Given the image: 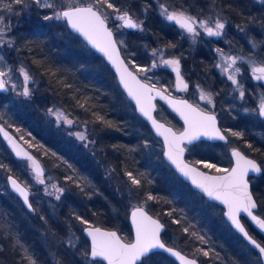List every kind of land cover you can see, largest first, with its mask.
Segmentation results:
<instances>
[{
    "label": "trees",
    "instance_id": "16d2710c",
    "mask_svg": "<svg viewBox=\"0 0 264 264\" xmlns=\"http://www.w3.org/2000/svg\"><path fill=\"white\" fill-rule=\"evenodd\" d=\"M50 2L56 5V10L40 8L31 0H26V4L0 0V17L6 26L4 35L12 40L11 46H5L0 52L4 58L0 60L4 66L0 71L5 72L6 67L9 72L12 70L22 76L20 68L27 69L39 81L35 98L44 97L49 105L57 101L73 120V128L86 135L83 142L86 148L46 130L32 109L34 105L18 101L7 91L0 93V123L20 138L22 130H25L35 142H39L45 152L43 159L62 180L65 189L57 205L51 206L42 195L38 197L33 186L34 195L30 202L34 211L29 210L11 192L7 182V175L14 174L31 184L27 169H22L21 160L13 156L0 137V264H28L25 249L37 264H89L90 242L83 233L87 225L76 217H83L88 225L115 228L130 241L133 231L129 214L140 205L166 225L162 238L168 245L198 258L200 264H243L237 250L244 240L224 219L223 208L218 205L222 208L221 213L211 215L201 205L202 195L164 160L162 142L136 113L111 67L70 31L66 21L44 20L43 17L52 15L54 10L61 11L69 2L95 5L107 15L118 42L123 41L120 47L130 66L143 79L162 85L167 92L173 93V75L169 70L160 69L163 74H157L159 79L139 71L148 64L149 49L164 48L175 55L190 84H199L202 77L212 81L213 88L222 85L215 67L212 40L209 45H204L207 47L189 48L192 45L188 37L182 36L175 26L164 20L161 4L168 10H182L192 15L200 13L202 17L207 13L217 15L229 22L232 32L241 28L244 32L247 30L244 52H249L253 46L249 39L260 43L264 37V4L255 0H109L114 8L127 11L143 22L142 29H126L127 33L121 35L117 30V13L106 4L97 0ZM201 15L198 17L202 18ZM261 49L264 54V48ZM261 60L264 62V55ZM185 94L194 102L197 100L194 94L187 91ZM226 102L229 101H221L222 105L228 106ZM158 105L156 114L159 118L182 128L181 121L165 104L158 101ZM212 111L217 113L218 109ZM228 114L227 119L219 116L220 125L229 138L228 143L199 142L189 148L187 158L194 163L206 160L217 168L227 169L231 159L225 156L224 148L238 140L236 146L262 165L264 186V124L244 118L235 109ZM97 115L113 126L108 127L98 121ZM232 132L241 135L233 136ZM31 150L40 155L34 147ZM207 170L218 172L215 168ZM127 172L140 180L138 186L131 183ZM259 192L264 198V187ZM149 195L154 199L149 200ZM47 236L48 242L52 239V246L48 247ZM236 236L240 240L234 243L233 237ZM198 237H203V241ZM205 251L207 256L203 254ZM140 264L177 262L156 251Z\"/></svg>",
    "mask_w": 264,
    "mask_h": 264
},
{
    "label": "snow or ice",
    "instance_id": "6c2138e0",
    "mask_svg": "<svg viewBox=\"0 0 264 264\" xmlns=\"http://www.w3.org/2000/svg\"><path fill=\"white\" fill-rule=\"evenodd\" d=\"M97 2L106 4L107 8L116 11V19L122 22L118 27L142 29V21L138 22L127 11L121 12L120 9L114 8V5L109 2V0H97ZM14 3L26 4V0H14ZM31 3L40 8H56V5L50 2V0H31ZM160 7L161 14L164 15L167 20L174 21L180 26V28L193 36L199 34L197 32V26L202 28L208 36L216 37L221 36L225 28V22L220 18H216L214 27H210L207 20H198L197 17L187 14L185 11H169L168 8L162 4ZM8 8L11 10V5H9ZM107 18V15L102 13L100 9H97L93 4H89L87 7H80L71 2L66 6V10L53 11L52 15H45L43 17L44 20H66L73 30L81 33L93 47L104 53L108 60L116 67V70L120 75L121 83L124 85L125 89H127L128 95L135 100L139 112L151 121L157 133L164 137L165 143L168 147L166 155L169 161L175 165L181 175L191 179L192 183L209 198L219 200L227 206V212L224 213L225 216H227L231 224L250 242V244L259 250L260 256L264 258V246H261L260 243L249 235L239 219L241 213L246 214L253 222H255L260 230L264 231V218L253 213L257 204L249 191L248 181L245 179L250 171L256 173L261 172V167L255 160L249 159L236 148H233L231 153L236 159V164L230 171L228 169L217 168L214 163L206 160L195 161V164H202L204 168H215L218 172H226L227 175L224 176H209L207 173L200 171L197 167L190 166L186 163L183 159L186 149L181 146L184 142H187L188 145H192L202 136L208 137L209 139H226V137L220 133V130L216 128L215 116L205 115L203 112L197 111L196 108H193V106L186 101H179L178 105L170 101V103H173L175 110L183 117L187 127L183 133L176 135L170 128H165L163 124L159 123L152 115L154 109V105L151 104L152 99H154L152 93L155 92V95L161 96V98L164 97L160 91L155 89L154 85L150 86L146 83H142L124 65V62L119 57V52L116 47L117 43L123 44V41L117 42L113 39L112 31L106 27L105 22ZM241 31H243V28H241ZM4 43H8L9 46H11L12 41H5L3 29H0V45ZM172 47H174V45H172ZM253 47H255L254 43ZM216 51L219 54L221 61L220 63H217L216 67L220 68L221 74H226L227 79L234 85L238 84L236 75L241 72V68L236 66L237 61L245 60V57L228 55L222 49H216ZM153 55H156V50L153 51ZM3 59L4 58L0 56V60ZM161 63L170 66L173 71H175L179 84H182L183 88L187 89L188 85L183 82L181 77L179 59H161ZM152 67H157V64L154 62ZM145 70L146 69L143 68L139 69L141 72ZM252 71L254 75L259 73V75H255L256 79H264V67H253ZM20 72L23 74L25 85H27L31 79L29 73L23 67L20 68ZM6 75L7 74L4 71H0V77ZM130 81L135 87L130 85ZM5 85L6 81L0 79V89H5ZM20 94L28 97L31 94L30 89L25 86L23 92ZM240 96L241 98L244 96L242 87L240 90ZM201 99H206L208 103L212 102L211 94H205L202 92ZM49 112L54 114L58 121L63 119L65 123H72V121L68 120L66 116L59 112V110L53 113V110L49 109ZM259 115L264 116V99H262L259 106ZM96 119L108 127L113 126L110 121H105L104 118L99 115L96 116ZM0 131H2V129H0ZM4 135L11 143V137H9L6 132ZM74 135H76L77 139L81 141L87 139L86 135L81 132H77ZM232 135L239 137L241 134L232 132ZM13 146L15 147L14 144ZM248 147H251V145H248ZM16 154L17 156L22 155L20 151H17ZM53 155H55V153H53ZM23 157L31 162L34 179L37 183L45 185L46 194L50 196L55 195L56 200H59L65 189L56 184H52L51 188L54 191L49 192L44 176V169L39 162L27 153H23ZM69 167H71V165H69ZM126 175L133 185L138 186L140 184V180L131 172H127ZM67 179H71V177H68ZM9 180L12 188L23 198V202L28 209L34 211L32 204L29 202L28 188L22 186L12 177H9ZM148 199L151 200L154 199V197L149 195ZM131 215L132 223L135 226L134 242H122L116 232L102 231L100 228L91 225L84 229L87 236L91 238L90 256L92 258H102L103 260H106L108 264H137V261L145 256L150 250L159 248L164 249L171 255L175 256L181 261V264H196L195 260H189L174 249L166 247L160 239V232L163 225L147 216L142 208H136ZM169 215H171V213H169ZM41 219H43V217H41ZM76 219L82 224H89V222L83 217L77 216ZM176 222L178 223V221ZM185 231H187V229H185ZM193 235H195V233H193ZM198 238L203 241V237ZM25 253V258L27 259L28 264H37L32 256L27 255L26 249ZM85 254L87 255L88 253ZM203 254L207 256L208 252L205 251Z\"/></svg>",
    "mask_w": 264,
    "mask_h": 264
},
{
    "label": "rangeland",
    "instance_id": "374dc122",
    "mask_svg": "<svg viewBox=\"0 0 264 264\" xmlns=\"http://www.w3.org/2000/svg\"><path fill=\"white\" fill-rule=\"evenodd\" d=\"M257 3H261L264 4V0H255ZM77 5V4H74ZM56 10V8H55ZM54 10V11H55ZM59 11V10H58ZM169 11H177V10H169ZM186 12V11H185ZM198 12V11H197ZM187 14L191 15V16H195L197 17L198 20H207L209 23L210 27H214V22L216 18H220L217 15H211L209 13H207L206 15H204V17H202V15L200 13H196L195 15H192L188 12H186ZM211 13V12H210ZM202 18H199L198 16H200ZM117 15V14H116ZM164 20L169 24V25H173L175 26V28H177L179 30V32L182 34V36L184 35L185 37H188V42L192 45L189 48H193V47H198L200 45L204 46V45H209V42L213 39L215 40L214 42V46L212 49V53H214L215 56V67L217 65V63H220V56L217 53L216 49H222L226 54L228 55H232V56H243L245 57V60H238L237 61V65L238 67L241 68V72L239 74L236 75V79L238 81V84L234 85L230 80L227 79V75L221 74V69L216 67V71L219 73V77L221 79L220 84L222 85V87H218L216 86L214 87V84L212 81H208L205 78L200 77L199 79L201 80V82L199 84H195L194 82H192V84L189 83L188 78L185 76L183 80L184 83H186L188 85L186 91L190 92L192 94H194L197 98V100L195 101L199 106L203 107V108H207V110H213V109H218L217 114L218 117L221 116L223 118H229V112L231 113V110H236L239 111L241 115L244 116V118L251 120L254 123H263L264 124V118H262L259 115V106L261 104L262 99H264V79H256L255 75H259V73H256L255 75L253 74L252 68L253 67H264V62L261 60V58L263 57V50L261 49L264 48V37L263 39L260 40V43L256 42V39H249L248 42H252L255 44V47H250V51L249 52H244V35L247 32V30L244 32L241 30H234V32L230 31V27H229V22L224 19V18H220L222 21L225 22V28L223 30V33L221 36L216 37V36H208L204 30L202 28H200L199 26H197V32L199 33L196 36H193L192 34L187 33L184 29L180 28V26L178 24H176L174 21H169L166 19V17L163 15ZM135 20H137L136 18H134ZM2 18L0 17V29H3V32L5 34V28L6 26L4 25V23L2 22ZM60 21H65L63 19H61ZM138 21V20H137ZM139 22V21H138ZM122 22L118 20V26L121 24ZM254 25V24H253ZM255 26V25H254ZM119 31V33H121V35H125L127 33V30L125 27H119V29H117ZM136 30H140V29H136ZM232 35H231V33ZM116 33V32H115ZM262 34H264L262 32ZM261 37V36H260ZM4 39L5 41L11 40L10 38H8L7 36L4 35ZM12 41V40H11ZM217 43V44H216ZM120 44V43H119ZM9 45L8 43H4L2 45H0V52L3 51V48L5 46ZM207 47V46H204ZM156 50V55H153V51ZM149 53V57L148 59V64L146 65L145 71H143V74L146 76H151L155 79H159L157 74H163L161 72H159L160 69H167L169 70L172 75H173V85H172V89H173V93H180L183 91L182 89V84H179L178 80H177V76L175 71H173V69L170 66L164 65L163 63H161V59L167 60V59H172V58H176L177 57L175 55H172L168 50L164 49V48H153V49H149L148 50ZM157 64V67L153 68L152 64L153 63ZM4 67L3 64L0 62V67ZM180 67H182V65H180ZM25 69V68H24ZM5 73L7 74L5 76L6 79V85H7V92H9L11 95L14 96L15 99H17L18 101H22L24 103H26L27 105H34L33 106V110L36 112V115L40 118V120L42 121L44 127L46 128V130H51L54 133H56L59 136H62L64 139H66L68 142H77L80 143L81 146L84 147V141H81L79 139H77L76 135H74L77 132H82L80 130H75L73 128V120L69 119V117L67 116V114L65 113V111L63 110L62 106H60L57 101L53 102L52 105H49L46 101L47 99H45L44 97L39 96L38 99L35 98L34 96V92L36 87L39 86V81L35 80L31 74L28 72L27 69H25L31 79L29 80L28 84L25 85L24 82V77L23 74L21 76V74L19 75V73H13L12 70H6V67L4 68ZM159 72V73H158ZM156 81V80H155ZM15 86V87H13ZM27 86L30 89V96L25 97L23 95H21L20 93L23 92L24 87ZM162 86V85H161ZM163 87V86H162ZM244 91V96L241 98L240 96V90ZM205 93V94H211V103H208V101L206 99H201V93ZM229 101L228 103L226 102L225 104H228V106H224L222 105L221 101ZM32 102V103H31ZM47 104V106H46ZM36 105V106H35ZM49 109L53 110V113L56 112L57 110H59V112H61L64 116L67 117L68 120H71L72 123L68 124L65 123L63 119L61 120H57L56 116L52 113L49 112ZM233 113V112H232ZM73 128V130H72ZM15 134V133H14ZM16 135V134H15ZM21 138L17 137L28 147V148H35L37 150L40 151V155H36L33 151V153L40 158V160L42 161V164L44 166L45 169V180H46V185L48 187V191L52 192L54 191L51 188L52 184H56L59 187L64 188V185L62 184V180H60L58 178V176L55 175V173L49 168V166H47V163L45 162V160L43 159V156L45 155V152L43 147L41 148V146L38 144L39 142H35V140L30 137L27 132L25 130H22L21 132ZM237 139V138H236ZM235 142L232 144H229L227 146H225L224 150L226 151L225 156L230 158V150L237 145L238 140H234ZM79 144V145H80ZM86 148V147H84ZM161 150V148H160ZM22 162V169L26 170L28 172L29 175V179L31 180V184H27L26 182L22 181L29 189H30V199L31 197L34 195L33 191H32V187L34 186L36 188V194H38V197L41 198V195L43 198H46L48 200V203L51 206H56L57 203L60 201L56 200L55 195H47L45 192V185H41L39 183L36 182V180L34 179V173L32 171L31 168V162L29 160H21ZM8 176V175H7ZM65 184V183H64ZM195 196V195H194ZM193 196V197H194ZM198 205H199V201H197ZM201 205L211 213V215L218 214L221 213L222 208L220 206H218V204L216 203H211L209 202L206 198L201 196ZM86 237V236H85ZM47 239V245L48 247L52 244V239L49 240L48 242V238L49 236L45 237ZM87 238V237H86ZM239 237H233V242L235 243L236 241L239 242ZM50 243V244H49ZM46 245V246H47ZM237 255L238 257H240V259H242L243 264H261L260 260H259V256L246 244H244V242H240V250H237ZM244 259V260H243ZM89 264H104L102 261L100 260H89ZM241 264V263H239Z\"/></svg>",
    "mask_w": 264,
    "mask_h": 264
},
{
    "label": "water",
    "instance_id": "95a60500",
    "mask_svg": "<svg viewBox=\"0 0 264 264\" xmlns=\"http://www.w3.org/2000/svg\"><path fill=\"white\" fill-rule=\"evenodd\" d=\"M89 4H77L76 6H80V7H87ZM98 9V8H97ZM62 10H66V8H64V9H62ZM130 14V13H129ZM134 18V17H133ZM66 21V20H65ZM106 27L109 29V30H111L112 31V33H113V39L114 40H116L117 42H118V39H117V36H116V33H115V31H114V29L110 26V23H109V21H108V19L106 20ZM66 24H67V26H68V28L70 29V31L71 32H73L74 34H76L77 36H79L86 44H87V46L90 48V49H92L95 53H97L98 55H100L103 59H104V61L111 67V69L113 70V72H114V74H115V76H116V79H117V82H118V84H119V86H120V88H121V90L124 92V94L126 95V97L128 98V100L133 104V106H134V108H135V110H136V113L148 124V126L150 127V129H151V131H152V133L157 137V138H159L160 140H161V142H162V144H163V152H162V154H163V158H164V160L168 163V165L185 181V182H187L194 190H196V191H198L199 193H201L203 196H205V198H207L209 201H211V202H214V203H216V204H218V205H220V206H222L223 207V209H224V211H223V216H224V218H225V220L229 223V225L239 234V235H241L242 236V238L244 239V240H246L249 244H250V242L231 224V222L228 220V218H227V216H225V212H227V206L226 205H224L223 203H221L219 200H213V199H211V198H209L205 193H203L199 188H197L193 183H192V181H191V179H189V178H187V177H184L183 175H181V173L176 169V167H175V165L174 164H172L171 163V161H169V159H168V157H167V155H166V153H167V151H168V147H167V144L165 143V140H164V137L162 136V135H159L158 133H157V131H156V129L153 127V125H152V123H151V121H149L145 116H143L140 112H139V110H138V108H137V105H136V103H135V100H133L129 95H128V91H127V89H125V87H124V85L121 83V81H120V75H119V73L117 72V70H116V67L108 60V58L104 55V53H102L101 51H99L97 48H95V47H93L86 39H85V37L81 34V33H79V32H77V31H75V30H73L69 25H68V23H67V21H66ZM126 28V27H125ZM126 29H128V30H136V29H131V28H126ZM116 47H117V49H118V52H119V57H120V59L124 62V65L128 68V70L129 71H131L132 73H133V75H135L136 76V78L138 79V80H140L142 83H146V84H148V85H150V86H155V89L156 90H158V91H160L161 92V94H162V96L164 97V98H161V96H158V95H155V92H153L152 93V95L154 96V99H152V101H151V104L152 105H154V109H153V111H152V115H153V117L159 122V123H161V124H163L164 125V127L165 128H170L171 129V131L173 132V133H175L176 135H179V134H181V133H183L184 131H185V129H186V127H187V125L185 124V121H184V119H183V117L180 115V113L178 112V111H176L175 110V108H174V106H173V103H170V101H172V102H174V103H176L177 105H178V102L179 101H186L188 104H190V105H192L193 106V108H196L197 109V111H201V112H203L205 115H214L215 116V119H216V128L217 129H219L220 130V133L222 134V135H224L225 137H226V139L225 140H219V139H209L208 137H201L199 140H197V141H195L193 144H195L196 142H198V141H200V140H207V141H211V142H228V137H227V135H226V133L224 132V130L222 129V127H221V125H220V120H219V117H218V115L215 113V112H213V111H210V110H206V109H204V108H202V107H200L199 105H197L196 103H194L193 101H191L190 99H188L187 97H183V96H177V95H174V94H172V93H169V92H167L165 89H163L161 86H158V85H155V84H152V83H150L149 81H147V80H145V79H143L142 77H141V75L136 71V70H134L131 66H130V64L127 62V60H126V58L124 57V55H123V52H122V49H121V47H120V44L119 43H117V45H116ZM0 79H4L5 81H6V79H5V77H0ZM184 82V81H183ZM130 83V85L131 86H133V87H135L133 84H132V82L130 81L129 82ZM7 90V85H5V89H0V93L1 92H5ZM158 101H160V102H162L163 104H165L166 105V107L169 109V111H171L181 122H182V124H183V127H182V129H177L176 127H174L172 124H170V123H168L167 121H165V120H163V119H161V118H159L158 116H157V114H156V112H157V110H158V108H159V106H158ZM262 118H264V116H261ZM0 129H2V131H0V137L2 138V140L4 141V143L6 144V146L8 147V149L11 151V153L13 154V156L16 158V159H18V160H27L26 158H24L23 157V153H27L28 155H30V156H32L35 160H37L38 162H39V164L41 165V167L44 169V166H43V164H42V161L40 160V158L39 157H37L33 152H32V150L30 149V148H28L7 126H5L4 124H2V123H0ZM7 133L8 134V136L9 137H11V140H12V142L10 143L9 142V139L8 138H6L5 137V135H4V133ZM13 144L15 145V147L13 146ZM182 147H185V153H184V156H183V159H184V161L186 162V163H188L190 166H194V167H197L200 171H203V172H205V173H207L209 176H224V175H227V173L226 172H210V171H207V170H204L203 168H201V167H199L198 165H196V164H194V163H192V162H190V161H188L187 160V158H186V153H187V146H189L188 144H187V142H184L182 145H181ZM237 150H239L240 152H242L245 156H247L249 159H252V160H255L256 161V163L261 167V172H259V173H256V172H249L248 173V175L245 177V179L248 181V185H249V191L251 192V194H252V197H253V199L255 200V202H256V199H255V197H254V195H253V192H252V189H251V183H250V176H252V175H258V176H260V175H262V173H263V169H262V166H261V164L259 163V161L257 160V159H255L254 157H252V156H250V155H248V154H246L245 152H243L241 149H239V148H236ZM17 151H20L21 152V156H17ZM232 153V150H231V152H230V154ZM231 158H232V165L230 166V168H228V170L230 171L231 170V168L232 167H235V164H236V159H235V157H233L232 156V154H231ZM34 173V172H33ZM44 173H45V169H44ZM9 177H12V178H14V179H16L17 180V182L18 183H20L22 186H24V187H27L17 176H15L14 174H8V176H7V182H8V186H9V189L11 190V192H13L16 196H18L21 200H22V202H23V198L22 197H20L19 196V194L12 188V186H11V183H10V180H9ZM28 188V187H27ZM28 190H29V202H30V189L28 188ZM24 203V202H23ZM31 203V202H30ZM256 204H257V202H256ZM25 205V204H24ZM26 206V205H25ZM27 207V206H26ZM142 208L143 209V211L146 213V215L147 216H149V217H151L153 220H156V221H158L161 225H163V228L161 229V232H160V239H161V241L166 245V247H168V248H172V249H174L175 251H177V252H179L182 256H185L187 259H189V260H195L196 261V264H200V261H199V259L198 258H196V257H194V256H191V255H189V254H187V253H185L184 251H182L181 249H179L178 247H175V246H171V245H168L164 240H163V238H162V234L164 233V231H165V229H166V225L161 221V219L160 218H158L157 216H155V215H153L150 211H148L147 209H146V207H144V206H136V207H134L131 211H130V214H129V222H130V225H131V228H132V231H133V239L132 240H130V241H128V240H126V239H124L123 237H122V235L119 233V231L117 230V229H115V228H107V227H103V226H101V225H91V226H93V227H98V228H100L102 231H114V232H116L117 233V235L121 238V240H122V242H134V240H135V226L133 225V223H132V212L133 211H135L136 210V208ZM28 208V207H27ZM33 208V207H32ZM257 208V207H256ZM255 208V209H256ZM254 209V210H255ZM254 210H253V213H254ZM255 214V213H254ZM242 215H244L243 213H241L240 214V217H239V219H240V221H241V223H242V225L244 226V223H243V221H242V219H241V216ZM256 215V214H255ZM262 218V217H261ZM254 224H255V222H253ZM89 225H87V226H85L84 227V229L86 228V227H88ZM255 226L258 228V226L255 224ZM245 227V226H244ZM84 229H83V233H84V235L87 237V239L89 240V242H90V250H91V238L89 237V236H87V234H86V232L84 231ZM245 229H246V227H245ZM259 229V228H258ZM260 230V229H259ZM246 231H248L247 229H246ZM260 232L261 233H263L264 234V231H262V230H260ZM249 233V232H248ZM249 235L253 238V239H255L250 233H249ZM256 240V239H255ZM257 241V240H256ZM258 242V241H257ZM259 243V242H258ZM261 244V243H260ZM251 245V244H250ZM253 248H255L253 245H251ZM261 246H263L262 244H261ZM256 249V248H255ZM257 251H258V253H259V250L258 249H256ZM156 251H161V252H163V253H165L166 255H168L169 257H171L174 261H176L177 262V264H181V261L179 260V259H177L175 256H173V255H171L169 252H167V251H165L164 249H159V248H157V249H152V250H150L145 256H143V257H141V259L139 260V261H137V264H140L142 261H143V259L145 258V257H147L148 255H150L151 253H153V252H156ZM260 255V254H259ZM89 257H90V259L91 260H100V261H102L104 264H108V262L106 261V260H103L102 258H92L91 256H90V251H89ZM260 258H261V260H262V263L264 264V258H262L261 256H260Z\"/></svg>",
    "mask_w": 264,
    "mask_h": 264
},
{
    "label": "flooded vegetation",
    "instance_id": "af4514ba",
    "mask_svg": "<svg viewBox=\"0 0 264 264\" xmlns=\"http://www.w3.org/2000/svg\"><path fill=\"white\" fill-rule=\"evenodd\" d=\"M213 43L215 42V40L213 39L212 41ZM180 73H181V77L183 80L185 76L182 68L180 67ZM219 74V73H218ZM182 89L183 91L180 92L177 96H183V97H187L188 99H190L185 93H186V89L183 88L182 86ZM176 95V94H175ZM191 100V99H190ZM193 101V100H191ZM194 102V101H193ZM196 103V102H194ZM197 104V103H196ZM198 105V104H197ZM201 107V106H200ZM203 108V107H202ZM205 109V108H204ZM207 110V109H206ZM211 111V110H210ZM215 112V111H213ZM216 113V112H215ZM217 114V113H216ZM182 123V122H181ZM182 127H183V124H182ZM177 129H182V128H177ZM227 135V134H226ZM228 137V136H227ZM161 141V140H160ZM202 141H206V142H211V141H207V140H200L198 142H196L195 144L199 143V142H202ZM228 141H229V138H228ZM213 143H216V142H213ZM221 143H224V142H221ZM225 143H228V142H225ZM195 144H192V145H189L187 146V153H186V158H187V154H188V151H189V148ZM233 148H239L238 146H234ZM232 148V149H233ZM231 149V150H232ZM241 149V148H239ZM230 150V152H231ZM242 150V149H241ZM243 151V150H242ZM229 152V153H230ZM244 152V151H243ZM230 159H231V165H232V158H231V154H230ZM188 161H190L188 158H187ZM192 163H194L193 161H190ZM260 163V162H259ZM195 164V163H194ZM197 165V164H196ZM230 165V166H231ZM199 167L203 168L202 166L198 165ZM230 166L228 168H230ZM262 166V165H261ZM227 168V169H228ZM204 170H207L205 168H203ZM263 169V168H262ZM209 171V170H207ZM210 172H214V171H210ZM223 172V171H221ZM250 183H251V189H252V192H253V195L256 199V202H257V208L254 210V213L262 218H264V198H263V194L262 192H259L260 189H262L264 186H263V181H262V175L258 176V175H252L250 176ZM198 192V191H197ZM201 194V193H200ZM202 195V194H201ZM203 196V195H202ZM205 198V196H203ZM207 199V198H206ZM208 200V199H207ZM209 201V200H208ZM211 202V201H210ZM214 203V202H213ZM222 207V206H221ZM223 208V207H222ZM224 211V209H223ZM223 213V212H222ZM224 217V216H223ZM225 219V218H224ZM241 219L244 223V226L246 227V229L248 230V232L259 242L261 243L263 246L264 244L262 243V240H264V234L260 232V230L255 226V224L253 223V221L251 220L250 217H248L246 214L242 215L241 216ZM228 223V222H227ZM229 224V223H228ZM234 230V229H233ZM236 232V231H235ZM237 233V232H236ZM238 234V233H237ZM239 235V234H238ZM241 238L242 236L239 235ZM243 239V238H242ZM244 240V239H243ZM244 242L259 256V260H260V263H262V260L260 258V255L258 253V251L253 248L246 240H244Z\"/></svg>",
    "mask_w": 264,
    "mask_h": 264
}]
</instances>
